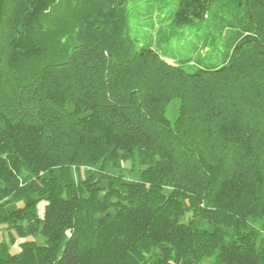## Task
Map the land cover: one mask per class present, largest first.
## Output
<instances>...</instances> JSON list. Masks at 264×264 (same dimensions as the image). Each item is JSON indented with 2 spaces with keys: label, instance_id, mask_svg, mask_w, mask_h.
I'll use <instances>...</instances> for the list:
<instances>
[{
  "label": "trees",
  "instance_id": "1",
  "mask_svg": "<svg viewBox=\"0 0 264 264\" xmlns=\"http://www.w3.org/2000/svg\"><path fill=\"white\" fill-rule=\"evenodd\" d=\"M0 226V264H264V0H0Z\"/></svg>",
  "mask_w": 264,
  "mask_h": 264
},
{
  "label": "rangeland",
  "instance_id": "2",
  "mask_svg": "<svg viewBox=\"0 0 264 264\" xmlns=\"http://www.w3.org/2000/svg\"><path fill=\"white\" fill-rule=\"evenodd\" d=\"M147 12V10H146ZM143 21H146V26H149L151 24H157L158 23V19L157 20H149L147 18H145ZM159 24V23H158ZM148 32V30H146ZM146 32V33H147ZM192 42H194V39L191 38L190 39V42L189 41H182L180 42V46L176 44V42L172 45V47L170 48V52L172 53H177L179 55H190L191 57L192 56H195V53L192 51L191 49V44ZM231 46V43L229 41H226V46L225 45H221V47L219 48V51H218V54H215V55H211L210 56V53H204V52H200L201 54L200 55H204L207 57V58H211V60H205L203 61V64L202 65H205V66H211L212 64H215V61L217 64H219L223 58V56L225 55V52L229 49V47ZM216 56V58H215ZM168 61H170L168 59ZM214 62V63H213ZM43 204H40V208L42 207ZM7 234L4 230V227L0 226V241L1 240H7ZM21 241L17 238H15L14 240V243L11 245V252H16L18 250V242ZM209 264V263H207Z\"/></svg>",
  "mask_w": 264,
  "mask_h": 264
}]
</instances>
